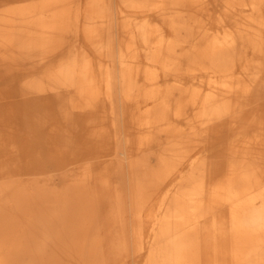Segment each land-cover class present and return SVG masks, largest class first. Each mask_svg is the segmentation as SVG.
<instances>
[{
  "label": "bare ground",
  "instance_id": "bare-ground-1",
  "mask_svg": "<svg viewBox=\"0 0 264 264\" xmlns=\"http://www.w3.org/2000/svg\"><path fill=\"white\" fill-rule=\"evenodd\" d=\"M126 263L264 264V0H0V264Z\"/></svg>",
  "mask_w": 264,
  "mask_h": 264
},
{
  "label": "rangeland",
  "instance_id": "rangeland-1",
  "mask_svg": "<svg viewBox=\"0 0 264 264\" xmlns=\"http://www.w3.org/2000/svg\"><path fill=\"white\" fill-rule=\"evenodd\" d=\"M155 163L153 162L151 165H154ZM127 264V263H126Z\"/></svg>",
  "mask_w": 264,
  "mask_h": 264
}]
</instances>
